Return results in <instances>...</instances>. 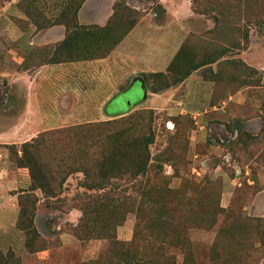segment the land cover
Segmentation results:
<instances>
[{
  "label": "rangeland",
  "instance_id": "1",
  "mask_svg": "<svg viewBox=\"0 0 264 264\" xmlns=\"http://www.w3.org/2000/svg\"><path fill=\"white\" fill-rule=\"evenodd\" d=\"M69 1L0 0V127L18 133L6 163L28 178L0 186V252L14 264H264V0H110L104 26L76 28ZM62 18L63 41L28 43ZM124 37L128 60L149 66L135 77L142 100L80 124H5L15 70L103 57Z\"/></svg>",
  "mask_w": 264,
  "mask_h": 264
},
{
  "label": "crops",
  "instance_id": "2",
  "mask_svg": "<svg viewBox=\"0 0 264 264\" xmlns=\"http://www.w3.org/2000/svg\"><path fill=\"white\" fill-rule=\"evenodd\" d=\"M110 14V0H83L76 11V22L79 26L101 27L107 23ZM17 30L10 26L13 32L10 41H14V32ZM31 32L28 43L40 45L59 43L66 34L61 24L40 29L33 27ZM126 41L125 37L122 38L103 57L50 61L32 68L15 70L6 77L8 103L5 109L18 113L15 116L5 113V124H14L13 121L17 120L28 126L47 129L80 124L98 118L97 113L108 112V107L109 114L123 110V107L118 108L123 100L126 104L142 100L143 86L135 77L139 76L138 72L149 69V66L145 62L128 60L124 51ZM9 52L13 54L14 65L23 59L15 46ZM155 63L159 66L162 64L160 60L152 61L150 67ZM123 86L126 88L121 90ZM30 111L38 112L40 116L31 118L26 114ZM13 130L5 125L0 127V186L28 185L24 168L10 169L6 163L5 146L20 143L16 138L18 133Z\"/></svg>",
  "mask_w": 264,
  "mask_h": 264
},
{
  "label": "trees",
  "instance_id": "3",
  "mask_svg": "<svg viewBox=\"0 0 264 264\" xmlns=\"http://www.w3.org/2000/svg\"><path fill=\"white\" fill-rule=\"evenodd\" d=\"M83 2V0H77V1H69L67 4H66V8L69 10V11H72V13H73V16H72V18H73V20L74 21H76V11H77V9L79 8V6L81 5V3ZM240 9H238V11H239ZM241 13H242V15L245 17V18H247L248 19V16L246 15V12H245V10H244V8H243V10H241ZM114 13H112V15H113ZM111 15V16H112ZM108 22V21H107ZM60 23H63L65 26H66V28H68L69 27V23H67L66 22V20L64 19V18H62V22H58V23H51V24H49V25H54V24H60ZM49 25H47V26H49ZM71 25H73L72 23H71ZM76 26L77 27H81V26H79V25H77V22H75V24H74V28H76ZM64 40V39H63ZM62 40V41H63ZM180 52H182V51H178L177 53H176V55H175V58L176 59H178V57H179V59H180V55H181V53ZM88 56H90V55H88ZM175 59V60H176ZM214 59V58H213ZM213 59L211 60H209V61H213ZM56 61H58V60H52L51 62H56ZM174 63V61L171 63V65H170V67L172 68L173 67V64ZM170 69V68H169ZM187 73V72H186ZM128 129H130V127H126V131H128ZM141 139L143 140V139H145V141H144V143H143V141H136V143H134L133 144V148H135V154H140L141 155V151L142 152H144L143 154V156L141 157V158H137L139 161H140V165L143 163V160H145V159H147V155H145V152H146V145H147V143L149 142V140L148 141H146V138H143V137H141ZM25 143H22L21 144V146H20V148H21V153H22V160H23V163L29 168V169H31V164H30V162L31 163H33L34 164V162H33V158H32V155H29L28 156V151H26V149H25V146L26 145H24ZM139 149V150H141V151H138L137 152V150ZM138 154V155H139ZM26 155H27V157H26ZM29 160V161H28ZM105 160V162H107V163H109V159L108 160H106V159H104ZM33 168H34V166H32ZM32 168V169H33ZM32 171V170H31ZM35 171V170H34ZM30 175H31V177L34 179L35 178V176H34V174H32V172H30ZM39 186H43V185H39ZM153 189V196H155V197H153V200H152V203H157V201L158 200H156V198L157 199H159V198H162V196L163 195H160V189L159 188H152ZM149 192H150V190H149ZM24 208V207H23ZM21 215H24V212L22 211L21 212ZM31 223L30 222H28V225L27 226H24V225H21L20 223H19V225H18V227H19V229H21L22 231H23V233H24V235H25V238H26V241H25V245H27L28 246V242H29V240H30V238H29V240L27 239L28 237H30L31 235L33 236V231L31 230V225H30ZM263 224V225H262ZM256 230H257V232L260 234L259 235V237H263L264 238V218H262V219H256ZM258 228H260V230H258ZM0 264H14V261H13V259H11V255H8L7 253H5V254H2L1 252H0Z\"/></svg>",
  "mask_w": 264,
  "mask_h": 264
}]
</instances>
